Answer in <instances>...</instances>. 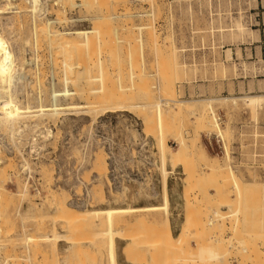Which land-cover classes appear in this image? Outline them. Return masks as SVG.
Wrapping results in <instances>:
<instances>
[{
  "label": "rangeland",
  "instance_id": "obj_1",
  "mask_svg": "<svg viewBox=\"0 0 264 264\" xmlns=\"http://www.w3.org/2000/svg\"><path fill=\"white\" fill-rule=\"evenodd\" d=\"M72 1L46 0L44 11L39 13L41 18L36 19L41 24L43 19L53 20L61 11L65 20L54 24L57 30L101 28H98L100 38L90 40V51L87 47H78L79 51L84 50L85 62L82 54L80 60L77 58L82 67L76 63V55L79 56L76 50L73 57L67 55V60H73L69 61L74 65L71 71L58 65L63 57L48 48L47 40L33 37L34 18L27 0H12L18 13H6L0 19L9 49L16 58L11 93L19 104H38L37 94L39 97L41 92V102L49 104L48 96L54 84L58 90L81 88L83 94L82 98L62 95L59 103L90 106L55 117L19 118L11 123L16 126L14 129L7 121L1 129L4 158L0 167H6L5 174L1 169L0 172L6 177L7 189L3 198L6 202L2 203L4 223L0 220L1 264H109L107 236L103 234L107 228L100 222L104 218L89 220L87 217L78 226L79 230L75 227L78 221L74 227L68 226L70 222L62 218V212L60 218L58 215L53 220L59 209L44 197L53 189L60 194V201L72 209L160 205L162 165L156 144L157 112L156 107H141L147 97L152 103H148L150 106L157 102L162 105L163 139L168 147L176 150L178 139L194 140V137L196 141L199 139L203 153L187 154L186 168L171 166L169 162L165 165L170 171L168 185L174 193V205L181 213L177 232L173 234L170 224H164L162 211L116 215L112 227L120 231L117 235L123 240L121 252L125 259L134 264H162V261L166 264H215L217 261L216 264H264V101L254 107L246 105L242 98L264 94V0H126V3L104 0L109 4L106 9L102 0H87V6L81 4L84 0L73 1L75 5L70 4ZM124 9L129 16L122 15ZM97 19L102 20L101 25L96 24ZM100 43L105 46L101 48ZM88 53L92 54L91 60ZM54 55L58 61L53 64L52 60L57 59ZM80 67L84 77L77 76ZM72 70L80 81L66 87L62 75L67 72L72 76ZM113 96L116 98L112 99ZM223 97L228 98L215 99ZM229 97L238 98L233 102ZM165 98H174L183 104L176 102L174 106L170 101L168 105L164 103ZM119 101L130 103V108L104 113L107 110L103 107ZM178 104L182 108L186 106L182 112ZM187 106L193 107L185 109ZM88 109L97 110L88 113ZM190 109L197 113L192 115ZM203 111L209 120L219 123L224 132L221 137L216 128L203 125L200 119ZM40 131H43L45 155L39 160L29 152V145L37 146ZM226 148L230 155L228 161ZM99 154L106 161L110 156L119 162L115 171L105 175L112 180L111 185L105 176L101 175L100 179L97 169L92 167L94 155ZM217 163L222 168L230 165L235 178L221 175L224 168L220 172L214 169ZM97 192L103 194V203L94 195ZM78 196L86 202L77 207L71 200L75 202ZM47 236L59 237L50 240ZM58 239H63L66 247L61 252L57 251ZM153 247L160 250L153 251ZM160 251L164 253L159 255Z\"/></svg>",
  "mask_w": 264,
  "mask_h": 264
},
{
  "label": "bare ground",
  "instance_id": "obj_2",
  "mask_svg": "<svg viewBox=\"0 0 264 264\" xmlns=\"http://www.w3.org/2000/svg\"><path fill=\"white\" fill-rule=\"evenodd\" d=\"M28 1V4L30 5V12H31V14H32V16H33V18H34V20H33V24H32V32L31 33H33V37H35V39H41L42 41H43V39H42V37L45 39V40H47L48 41V48L50 49V47L52 48V49H54V50H52L51 49V51L53 52H57L56 53V55H58L59 54V56L60 57H63V58H60V60H59V62H58V65L60 64L62 67H64V69H73V67H74V65L72 64V62H73V60H70V59H72V58H68V60H67V55H68V57H70V56H72L73 55V50H76V54L78 53V55L79 56H77L76 55V63H79V62H77L78 61V59L80 60L82 57H80V55L81 56H83V58L85 57L84 55H83V53H84V50H82L81 48H80V51H79V48L78 47H82L83 49H84V47L86 48H88V51H90V48H92V46H90L91 44L90 43H92V41H94V40H92V39H95V37H96V39H98V37L100 38V33H99V30H98V28H99V26H95V24H94V26L95 27H92L91 29H76V30H68V31H61V30H57L55 27H54V24H56V22H61V21H63V19L64 18H62V16L60 15L62 12L60 11V14L59 13H57L56 11H58V10H55V12L57 13H55L57 16H55V18L53 19V20H51V19H43L44 21L43 22H41V24H39L38 23V21H36V19L38 20V17H40L41 18V16H40V14H41V11L43 10L44 11V2H46V0H27ZM59 1V0H58ZM62 1H64V0H62ZM70 2V0H65V2ZM73 1H75V0H73ZM73 1L70 3V4H72L73 3ZM91 1H93V0H91ZM97 1H99V0H97ZM103 2H104V0H102ZM101 1V2H102ZM107 0H105V2H106ZM126 0H124V2H125ZM150 1V0H149ZM155 1V0H154ZM23 2V1H22ZM67 2V3H68ZM104 2V3H105ZM123 2V1H122ZM123 2V3H124ZM51 3V2H50ZM75 3V2H74ZM72 4V5H75V4ZM90 3V2H89ZM98 3V2H97ZM104 3H98V4H100V5H102V4H104ZM126 3V2H125ZM124 3V4H125ZM133 3V2H132ZM24 4V3H23ZM66 3H64V5H65ZM77 4V3H76ZM78 4H80V2L78 3ZM81 4H85L84 6H87L88 5V1L86 0H84V2L82 1V3ZM87 4V5H86ZM106 5H107V3H105ZM105 4H104V6H105ZM116 4V3H115ZM114 4V5H115ZM157 4V3H156ZM159 4V3H158ZM25 5V4H24ZM99 5V6H100ZM109 5V4H108ZM108 5H107V7L105 6L104 7V9H106V8H108ZM129 5H130V3H129ZM137 5V4H136ZM21 6V5H20ZM20 6H17V7H20ZM27 6V5H26ZM49 6V5H48ZM80 6H83V5H80ZM103 6V5H102ZM156 6V5H155ZM24 7V6H23ZM52 7V6H51ZM63 7V6H62ZM113 7V6H112ZM116 7V6H115ZM120 7V6H119ZM135 7V6H134ZM157 7H158V5H157ZM16 7H15V4L12 2V0H0V19H1V17H2V15H4V14H6V13H18V11H16L17 10V8H16V10H14ZM64 8V7H63ZM67 8V7H66ZM8 9H10V10H8ZM50 9V8H49ZM65 9V8H64ZM77 9V8H76ZM80 9V8H79ZM90 9V8H89ZM114 9V8H113ZM129 9V8H128ZM8 10V11H7ZM127 10V9H126ZM125 9H124V14H122V15H125V16H129L128 15V12H125L126 11ZM134 10H135V8H134ZM47 11V10H46ZM45 11V12H46ZM116 11V10H115ZM119 11V10H118ZM128 11V10H127ZM20 12V11H19ZM107 12V11H106ZM121 12V11H120ZM131 12V11H130ZM152 12V11H151ZM40 13V14H39ZM47 13V12H46ZM116 13V12H115ZM132 13V12H131ZM130 13V14H131ZM45 14V13H44ZM99 14H101V13H99ZM103 14H104V12H103ZM106 14V13H105ZM152 14V13H151ZM150 14V15H151ZM122 15H120V16H122ZM138 15V14H137ZM142 15V14H141ZM145 15V14H144ZM148 15V14H147ZM17 16H18V14H17ZM26 16V15H25ZM117 16V15H116ZM132 16V15H131ZM152 16V15H151ZM154 16V15H153ZM37 17V18H36ZM104 17V16H103ZM102 17V18H103ZM135 17V16H134ZM133 17V18H134ZM26 18V17H25ZM18 19V18H17ZM23 19V18H22ZM99 19V18H98ZM98 19L97 20H94V21H97L98 22ZM122 19V18H121ZM124 19V18H123ZM130 19V18H129ZM132 19V18H131ZM41 20V19H40ZM39 20V21H40ZM65 20V19H64ZM105 20V19H104ZM125 20H127V19H125ZM124 20V21H125ZM149 18H148V22H149ZM93 21V22H94ZM92 22V23H93ZM96 22V24H98V25H101V24H99V22H102V20L101 21H99L98 23ZM104 23L106 22V20L105 21H103ZM107 22H109L108 21V19H107ZM111 22V21H110ZM117 23V22H116ZM130 24H131V22H129ZM150 23V22H149ZM2 23H0V131H1V129H4L3 127H4V125H5V123L8 121V122H10V125H9V127H11L12 125H11V123L12 122H15V121H17V120H19V118H23V117H34V116H37V117H41V116H45V115H48V116H51V117H55V116H57V115H59V114H62V113H67V112H72V111H74V112H78V111H80V110H78V109H83V108H90V106L89 105H85V106H83L81 103L79 104V103H77V104H74V103H72V104H68V105H63V104H61V103H59V98H60V96H62V95H64V96H67V97H74V96H81V95H83L82 93H81V88H76V89H74V87H73V89H68V88H64L63 90H58V89H56L54 86V84H53V86H51L52 88H51V92H50V95L48 96V97H50V99H49V101H50V103L49 104H43V102H41V100H42V95H41V93H43V92H41L40 93V96L38 97V94H37V99L39 98V101H38V104H25V105H21V103L19 104L18 103V100L13 96V94L11 93V88H12V86H13V83H14V78H15V76H14V72H15V70H14V61H15V59L16 58H14V55H13V53H12V51L9 49V46H8V42H7V39H6V37H5V35H4V27H2V25H1ZM151 24V23H150ZM149 24V25H150ZM146 26V27H150V26ZM140 26V25H139ZM144 26V25H143ZM16 27V26H15ZM18 27V26H17ZM145 27V26H144ZM145 27V28H146ZM143 27L141 26L140 28H138V29H142ZM68 29V28H67ZM99 29H101V28H99ZM103 30V29H102ZM108 31V30H107ZM103 32V31H102ZM105 32H106V30H105ZM109 32V31H108ZM100 34V35H99ZM106 34V33H105ZM107 34H110V33H107ZM151 35H152V33H151ZM38 36H41V38H37ZM104 36V35H103ZM105 38V37H104ZM151 38H152V36H151ZM103 39V38H102ZM40 40V41H41ZM90 40H92V41H90ZM46 41V42H47ZM102 41V40H101ZM100 41V42H101ZM36 42V41H35ZM94 43V42H93ZM36 44V43H35ZM39 44H40V42H39ZM101 44V48L102 47H104L103 46V44H105V43H100ZM34 45V44H33ZM93 45V44H92ZM95 45V44H94ZM31 46V45H30ZM38 47H40V46H38ZM42 47H44V43H43V46ZM90 47V48H89ZM98 47V46H97ZM28 49V48H27ZM45 49V48H44ZM79 52H81V51H83V52H81V53H79ZM95 50V48L93 49V51ZM98 50V49H97ZM43 51V50H42ZM44 51H46V50H44ZM17 52V51H16ZM21 52V51H20ZM27 52V51H26ZM98 52V51H97ZM24 53V52H23ZM22 53V54H23ZM91 53H92V50H91ZM90 53V54H91ZM53 54H55V53H53ZM89 54V53H88ZM89 54V57H90V60H91V55L93 54H91L90 55ZM38 55V54H37ZM44 55V54H43ZM56 55H54V57H55V59L57 58L56 57ZM18 56V55H17ZM23 56V55H22ZM30 57V56H29ZM36 57V56H35ZM53 57V56H52ZM73 57V56H72ZM78 57H80V58H78ZM45 58V57H44ZM78 58V59H77ZM82 58V60L84 61L85 60V58L83 59ZM105 59V58H104ZM80 61V62H82V63H84L83 61ZM88 60H89V58H88ZM89 60V61H90ZM25 61H26V59H25ZM56 61H58V58L55 60V62L52 60V62H53V64L54 63H57ZM69 61H72L70 64H69ZM25 63V62H24ZM17 64V63H16ZM15 64V65H16ZM23 64V63H22ZM27 64V63H26ZM80 64V63H79ZM79 64H78V67H79ZM98 64H99V61H98ZM58 65H57V68H59L58 67ZM83 65V64H82ZM104 65V64H103ZM39 66V65H38ZM54 66V65H53ZM80 66H81V64H80ZM18 67V66H17ZM24 67H25V65H24ZM77 67V68H78ZM82 67V66H81ZM81 67L79 68V69H81ZM85 67V64H84V66H83V68L82 69H86V68H84ZM16 68V67H15ZM20 68H21V66H20ZM19 68V69H20ZM39 68V67H38ZM22 69V68H21ZM34 69V68H33ZM42 69V68H41ZM78 70L77 71V73H79V75L77 74V76H79V77H81V75H82V77H84L85 75H84V73H83V70ZM25 70V69H24ZM43 70V69H42ZM41 70V71H42ZM53 70V69H52ZM17 71V70H16ZM20 72H21V70H19ZM67 71V70H66ZM71 71V70H70ZM75 71V70H74ZM31 72V71H30ZM37 72V71H36ZM35 72V73H36ZM85 72V71H84ZM17 73H18V71H17ZM26 73V72H25ZM70 73V72H69ZM72 73H74L73 72V70H72V72H71V75L72 76H70L69 74H67V72L66 73H64V75H62V80H63V83L65 84V86L67 87L68 86V84L70 83H72L71 85L73 86V85H75V83H79V81L80 80H78L76 77H74L73 76V74ZM86 73V72H85ZM20 74V73H19ZM75 74V73H74ZM81 74V75H80ZM21 75V74H20ZM37 75V74H36ZM32 76V75H31ZM37 77V76H36ZM42 77V76H41ZM94 77V76H93ZM42 79V78H41ZM52 79V78H51ZM39 80H40V78H39ZM89 80V79H88ZM85 81V80H84ZM41 82V81H40ZM82 82H83V80H82ZM89 82V81H88ZM16 83V82H15ZM42 83V82H41ZM48 83V82H47ZM50 83V82H49ZM74 83V84H73ZM81 83V82H80ZM83 84H84V82H83ZM16 85V84H15ZM43 85V84H42ZM80 85V84H79ZM82 85V84H81ZM86 85V84H85ZM37 86V85H36ZM49 86H50V84H49ZM14 87V86H13ZM31 87V86H30ZM45 87V86H44ZM75 87H77V86H75ZM82 88L84 87V86H81ZM32 88V87H31ZM34 88V87H33ZM13 89H15V88H13ZM49 89V88H48ZM38 92V91H37ZM48 93V92H47ZM129 93V92H128ZM123 95H125V94H123L122 93V96ZM127 95H129L130 96V94H127ZM27 96V95H26ZM79 96V97H80ZM83 96H81V98H82ZM124 97V96H123ZM114 98H116V96H113L112 97V99H114ZM118 98H120V97H118ZM124 98H128V97H124ZM228 98V97H227ZM227 98H215V99H223V100H227ZM229 98H232V100H233V102L238 98V97H229ZM239 98H241V97H239ZM243 99H244V101H245V104L246 105H252V106H256V105H261L262 103H263V101H264V94H259V95H246V96H244V97H242ZM164 99V98H163ZM118 100V99H117ZM125 100V99H124ZM147 100L149 101V98L147 97ZM146 100V101H147ZM194 100V99H193ZM205 100V99H204ZM145 101V103L144 104H141V107H146V106H148L147 108H149V107H156V114H157V123L155 124V125H157V129H158V133H157V135H158V143H156V144H158L159 145V147L158 148H160V153H161V165H162V168H161V170H162V176H161V180H160V183H161V198H162V203L160 204V205H145V206H139V207H101V208H91V209H80V207H78L79 209H72V208H70L64 201H60V199H59V196H60V194L58 193H56L55 191H53V189H50L49 190V195H48V197H47V195H46V197H44V198H47L49 201H50V203L51 204H53V206H54V204L56 205L55 207H57L59 210V212H57L56 211V209H55V212H57V213H59V214H57L56 215V213H54V215H56V216H54L53 215V220L55 219V217H57L58 215V217L60 218L61 217V214H60V212H62V218L63 219H65L67 222L69 221L70 223H68L67 225L68 226H75V224L74 223H76L77 221L79 222H77L76 223V225L77 226H75V227H77V228H79L78 226H81V224H84V220L88 217L89 218V220H90V218H100V217H103L104 218V221H103V219H102V221L100 220V222H104L106 225V230L104 231V236L106 235L107 237H106V239H107V255H108V261H109V264H119L118 263V260H117V249H118V247L119 246H117V240L121 237H119V235H117V233H118V231H119V229L118 230H115V229H113V224L115 223L114 221H115V217H116V215L117 214H120V213H129V212H142V211H162L164 214H165V217H164V224H169L168 222H169V208H170V201H169V194H168V174H169V170H167L166 168H165V165H166V163L167 162H169V163H171V166H177V165H183V167H187L186 165H187V163H188V160L185 158V156L187 155V154H191V153H198L199 151L201 152V153H203V148H202V146L199 144V139H197V141H196V138H194L193 137V139L194 140H192V139H190V140H183V139H178L177 140V144H178V148L176 149V150H172V148L170 149L169 147H168V145L165 143V140L163 139V115H162V109H161V104L159 103V102H157L156 104L154 103V105L155 106H150L149 104H152V103H150V102H146ZM171 101V102H170ZM189 101V100H188ZM196 101V100H195ZM199 101V100H198ZM208 101H210V100H208ZM237 101H239V100H237ZM20 102V101H19ZM125 102V101H124ZM169 102L170 103H172V102H174L173 104H174V106L176 105V102H177V100H174V98H172V99H170V98H165V100H164V103L165 104H168L169 105ZM190 102H192V101H190ZM226 102V101H225ZM126 103H128V102H126ZM124 104L123 102L121 103V101H119V102H116V103H114L113 105H109V106H106V107H103V109L104 110H107V111H104V113H106V112H115V111H117V110H126V109H128V108H130V103H129V105H127V104ZM149 103V104H148ZM177 103H181V104H183V102L182 101H178ZM148 104V105H147ZM163 104V103H162ZM203 104V103H202ZM96 105V104H95ZM133 105H137V104H133ZM209 105V104H208ZM170 106H171V104H170ZM169 106V107H170ZM178 106V110H180L181 111V109H183L184 108V106H183V108L181 107V105H177ZM177 106H176V109H177ZM244 106V105H243ZM128 107V108H127ZM186 107V106H185ZM188 107L189 106H187V108H185V109H188ZM193 106H191V107H189V108H192ZM260 107V106H259ZM98 108H99V106H98ZM171 108V107H170ZM103 109L101 110V111H103ZM139 109V108H138ZM150 109V108H149ZM210 109V108H209ZM252 109V108H251ZM85 110V109H84ZM97 109H88V110H86V112H93V111H96ZM145 111H147L146 109H144ZM206 110H207V107H206ZM255 110V109H254ZM142 111V110H141ZM145 111H143V112H145ZM172 112H174L173 111V109L171 110ZM186 111V110H185ZM151 112V111H150ZM166 112V111H165ZM182 112V111H181ZM188 112V111H187ZM190 112H191V114L192 115H194V114H196L197 112H195V110L193 111L192 109H190ZM205 112L206 111H203L202 112V117L200 118L201 119V121H202V123H203V125L206 127V128H209L210 129V127H214V128H216V130H218V132H216V133H218V136H222V133H224L223 132V130L221 131V129H220V126H219V123L218 122H215L214 120V122H212L211 120H209L207 117H206V115H205ZM152 113H153V111H152ZM155 113V112H154ZM68 114H71V113H68ZM190 114V113H189ZM190 114V115H191ZM204 114V115H203ZM165 119V118H164ZM142 121V120H141ZM146 121V125H147V119L145 120ZM145 121H143V122H145ZM18 123V122H17ZM16 123V124H17ZM38 123V122H37ZM14 124V123H13ZM32 124V123H31ZM149 124V123H148ZM166 124V123H165ZM164 124V125H165ZM34 125V124H33ZM39 125V124H38ZM25 126H27V125H25ZM30 126V125H29ZM46 126V125H45ZM166 126V125H165ZM5 127H7V126H5ZM13 127V129L16 127V126H12ZM34 127V126H33ZM24 128V127H23ZM27 128V127H26ZM6 129V128H5ZM12 129V128H11ZM19 128L17 127V130H18ZM28 129V128H27ZM10 130V129H9ZM24 130V129H23ZM49 132H51L50 131V129H47ZM155 130V129H154ZM11 132L13 131V130H10ZM18 131H20V130H18ZM9 132V131H8ZM10 132V133H11ZM46 132V131H45ZM155 132H156V130H155ZM209 132V131H208ZM14 133V132H13ZM16 133V132H15ZM29 133V132H28ZM48 133V132H47ZM154 133V132H153ZM227 133V132H226ZM21 134H22V132H21ZM20 134V135H21ZM53 134V133H52ZM51 134V135H52ZM11 135V134H10ZM12 135H15V134H12ZM46 135V134H45ZM48 135H50V133H48ZM54 135V134H53ZM228 135V134H227ZM22 136V135H21ZM31 136V135H30ZM147 136V135H146ZM154 136V135H153ZM224 136V135H223ZM5 137V136H4ZM44 137H46V136H44ZM145 137V136H144ZM20 138V137H19ZM47 138V137H46ZM156 138V137H155ZM22 139V138H21ZM24 139V138H23ZM226 141H228L227 140V137H226ZM30 142V141H29ZM202 142V141H201ZM13 143V142H12ZM24 143V142H23ZM227 143V142H226ZM14 145V144H13ZM17 145V144H16ZM224 146V145H223ZM226 146H227V144H226ZM2 138H1V134H0V164L2 163V158H4L3 156H2V154L3 153H1L2 152ZM16 147V146H15ZM17 148V147H16ZM224 148V147H223ZM226 150V152H225V156H226V159H227V161H228V159H229V157H230V155H229V152H228V150H227V148L225 149ZM9 161V160H8ZM7 161V162H8ZM227 164H228V162H227ZM226 164V166H227V168H222V166H220L218 163L214 166V169H216V170H218L219 172L221 171V169L220 168H222L223 170L220 172L221 173V175L223 174V176H231L232 178H235V174H234V170L230 167V165H227ZM225 166V165H224ZM6 167V165L5 166H1L0 167V169L1 170H5L4 168ZM92 167H94L95 168V170L97 169V173L98 174H96V175H100V179H102V176H105V175H107V173H108V165H107V161H106V159H105V157L103 156V155H101V154H99V155H94V159H93V161H92ZM182 167V168H183ZM173 168V167H172ZM0 170V171H1ZM2 171V173L3 174H5V171L3 172ZM217 172V171H216ZM1 172H0V220L2 219V217H4V212H2L3 211V209L4 208H2V203H3V205H4V202H3V200H5V199H3L4 197H5V195L7 194V193H5L6 192V187H5V178L6 177H4L3 176V174H2ZM51 175V174H50ZM102 175V176H101ZM186 176H187V174H186ZM104 178H106L105 180H106V182H107V184H110L111 185V181L109 180V178L108 177H104ZM51 179V178H50ZM184 179V178H183ZM46 180V179H45ZM237 186V185H236ZM125 188V187H124ZM128 188V187H127ZM48 190V189H47ZM125 190V189H124ZM128 190H129V188H128ZM131 190V189H130ZM127 191V189L125 190V192ZM24 192V191H23ZM26 192V191H25ZM128 192V191H127ZM131 192V191H130ZM5 193V194H4ZM90 193V192H89ZM121 193V192H120ZM123 193H124V191H123ZM122 193V194H123ZM129 193V192H128ZM127 193V194H128ZM132 193H135V192H132ZM23 195V194H22ZM94 195H97V197L99 196V198L98 199H102L103 198V194L102 193H100V192H97V194H95L94 193ZM125 195V194H124ZM123 195V196H124ZM129 195H131V193L129 194ZM136 196H137V194H135ZM101 196V197H100ZM118 196V195H117ZM120 196V195H119ZM6 197H10V196H6ZM12 197V196H11ZM10 197V198H11ZM96 197V198H97ZM116 197V196H115ZM126 197V196H125ZM128 197V196H127ZM126 197V198H127ZM130 197H132V196H130ZM130 197L128 198V199H130ZM135 197V196H134ZM13 198V197H12ZM62 198V197H61ZM119 198V197H118ZM46 199V200H47ZM104 199V198H103ZM103 199H102V203H103ZM135 199V198H134ZM10 200H12V199H10ZM63 200H65V199H63ZM119 200V199H118ZM118 200H117V202H118ZM128 201V200H127ZM5 202H6V200H5ZM132 202H133V200H132ZM132 202H130V203H132ZM120 203V202H119ZM90 204V203H89ZM132 205V204H131ZM127 206H128V204H127ZM130 206V205H129ZM54 207V208H55ZM175 208H176V206H175ZM41 210V209H40ZM234 211H236V210H234ZM221 212V211H220ZM8 213V212H7ZM233 213V212H232ZM217 214V216L218 215H220V216H222V218H223V215H221L219 212H217L216 213ZM3 215V216H2ZM124 215V214H123ZM7 216V215H6ZM51 216H52V214H51ZM119 216V215H118ZM220 216H218V217H220ZM57 217V218H58ZM65 217V218H64ZM168 217V218H167ZM40 218V217H39ZM61 218V219H62ZM121 218H123V217H121ZM120 218V219H121ZM127 218H129V217H127ZM131 218V217H130ZM91 219V220H92ZM101 219V218H100ZM140 219V218H139ZM139 219H137V220H139ZM4 219H2V221H3ZM89 220H88V223H89ZM94 220V219H93ZM1 221V224H3L4 223V221L2 222ZM40 221V220H39ZM74 221V222H73ZM83 221V222H82ZM97 221V220H96ZM118 221V220H117ZM221 221V220H220ZM81 222V223H80ZM123 222V221H122ZM145 222V221H144ZM44 223V222H43ZM42 223V224H43ZM117 223V222H116ZM73 224V225H72ZM222 224H223V222H222ZM117 225V224H116ZM3 226H5V225H3ZM61 226V225H60ZM86 226V225H85ZM88 226H90L89 224H88ZM87 226V227H88ZM100 226V225H99ZM103 226V225H102ZM167 226V225H166ZM55 227V226H54ZM72 227V228H73ZM94 227H95V225H94ZM101 227V226H100ZM11 228V227H10ZM9 228V229H10ZM52 228H53V225H52ZM56 228V227H55ZM76 228V229H77ZM69 231L71 230V228H67ZM88 229V228H87ZM91 229V228H90ZM102 229V228H101ZM104 229V228H103ZM122 229V228H121ZM2 229H1V225H0V244H1V233H2V231H1ZM53 230V229H52ZM73 230V229H72ZM79 230H81V228H79ZM84 229H82V231H83ZM5 231H6V229H5ZM4 231V232H5ZM103 231V230H102ZM122 231V230H121ZM181 231V230H180ZM71 232V231H70ZM86 233L88 232V231H85ZM98 234H100V235H102V232L100 233V231H96ZM120 232V231H119ZM55 233V232H54ZM179 233L180 232H178V234L177 235H179ZM32 234V233H31ZM97 234V235H98ZM90 235V234H89ZM88 235V236H89ZM94 235H96L95 234V231H94V234H93V237H94ZM122 235V234H121ZM32 237H33V235H31ZM62 236V235H61ZM66 236V235H65ZM103 236V235H102ZM176 236V235H175ZM32 237H28L29 239L31 238L32 239ZM59 236H54V238H51L50 236H47V238L48 239H54V240H56V238H58ZM67 237V236H66ZM177 237V236H176ZM27 238V237H26ZM43 238H45V237H43ZM86 238V237H85ZM88 239H90V237H87ZM86 238V239H87ZM28 239V240H29ZM30 239V240H31ZM66 239V238H65ZM100 239H101V237H100ZM103 239H105V238H103ZM105 239V240H106ZM3 240V239H2ZM33 240V239H32ZM36 240V239H35ZM59 240H61V239H58V241ZM63 240V239H62ZM54 242V241H53ZM35 243V242H34ZM70 244V243H69ZM104 244H105V242H104ZM264 244V243H263ZM4 245V244H3ZM52 245L53 244H51V247H52ZM1 247H3V246H1ZM69 247V246H68ZM101 247V246H100ZM179 247H181L180 245H179ZM178 247V248H179ZM4 248H5V246H4ZM150 248V247H149ZM155 247H153V249H154ZM157 248V247H156ZM154 249L153 251H155V250H157V251H159L160 249L159 248H157V249ZM51 249V248H50ZM161 249H162V247H161ZM182 249V248H181ZM104 250V249H103ZM162 250H164V249H162ZM91 252H93V251H91ZM152 252V251H151ZM151 252H150V254H151ZM165 253H166V250L164 251ZM164 252H162V251H160V254L159 255H161V253H164ZM175 252V251H174ZM179 252H180V250H179ZM103 253H104V251H103ZM119 253V252H118ZM155 255H156V253L157 252H153ZM181 253V252H180ZM2 254V253H1ZM93 254V253H92ZM91 253H90V255H91V258H92V255ZM153 254V255H154ZM177 254V253H176ZM154 255V256H155ZM165 255V254H164ZM163 254H162V256H164ZM175 255V254H174ZM179 255H181V254H179ZM178 255V257H180V258H182L181 256H179ZM152 256V255H151ZM166 256V255H165ZM164 256V257H165ZM94 257V256H93ZM159 257V256H158ZM174 257H177V255L176 256H174ZM173 257V258H174ZM153 258H155V257H153ZM160 258V257H159ZM159 258H157L158 260H159ZM162 258V257H161ZM161 258H160V261H161ZM93 259V258H92ZM145 259V258H144ZM156 259V260H157ZM174 259H176V258H174ZM94 260H95V258H94ZM162 260H163V258H162ZM219 260V259H218ZM139 261H141V260H139ZM150 261V260H149ZM166 260L164 259V262H165ZM179 261V260H178ZM173 262H176V261H173ZM218 262V261H217ZM217 262H215V264L217 263ZM6 263V262H5ZM139 263V262H138ZM145 264H146V262H144ZM157 263H161V262H158L157 261ZM212 263H214V262H212ZM104 264V263H103ZM134 264V263H133ZM162 264H166V263H163V261H162ZM174 264V263H173ZM218 264H222V263H218Z\"/></svg>",
  "mask_w": 264,
  "mask_h": 264
},
{
  "label": "crops",
  "instance_id": "obj_3",
  "mask_svg": "<svg viewBox=\"0 0 264 264\" xmlns=\"http://www.w3.org/2000/svg\"><path fill=\"white\" fill-rule=\"evenodd\" d=\"M168 194H169V201H170V208H169V224H170V228L172 233L174 234L175 232H177L181 226V220H180V214L176 211L175 208V200H174V193L172 191V188L169 187L168 185ZM178 204V203H177ZM123 240L118 239L117 240V246H119V251H117V260L119 264H133L131 262H128L125 259V256L123 255V253L121 252V248H123ZM66 247L64 246L63 240H59L57 243V251L61 252L62 249H65ZM119 252V253H118Z\"/></svg>",
  "mask_w": 264,
  "mask_h": 264
},
{
  "label": "built area",
  "instance_id": "obj_4",
  "mask_svg": "<svg viewBox=\"0 0 264 264\" xmlns=\"http://www.w3.org/2000/svg\"><path fill=\"white\" fill-rule=\"evenodd\" d=\"M42 132L40 131L38 133L39 138L37 140V146H36V144H33V143H31V145H29V152L31 154L33 153V155L34 154L37 155V158L39 160L42 159L43 156L45 155V150H44L43 145H42L43 141L41 140L43 138ZM216 142H218V140H216ZM209 143L212 146V142H209ZM107 159H109V160H107L108 161V168H109L108 172L115 171L119 167V162L114 157L108 156ZM82 182H83V180H82ZM111 184H112V180H111ZM85 202H86L85 199H83L82 197H79V196L75 199V202L73 200H71V203L75 204V206H77V207L79 205H84ZM0 264H1V244H0Z\"/></svg>",
  "mask_w": 264,
  "mask_h": 264
}]
</instances>
